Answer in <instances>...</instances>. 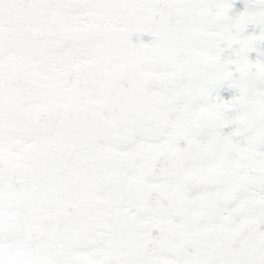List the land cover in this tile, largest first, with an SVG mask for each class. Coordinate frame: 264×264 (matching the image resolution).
Masks as SVG:
<instances>
[{"label":"snow or ice","instance_id":"obj_1","mask_svg":"<svg viewBox=\"0 0 264 264\" xmlns=\"http://www.w3.org/2000/svg\"><path fill=\"white\" fill-rule=\"evenodd\" d=\"M0 264H264V0H0Z\"/></svg>","mask_w":264,"mask_h":264},{"label":"flooded vegetation","instance_id":"obj_2","mask_svg":"<svg viewBox=\"0 0 264 264\" xmlns=\"http://www.w3.org/2000/svg\"><path fill=\"white\" fill-rule=\"evenodd\" d=\"M238 7H242V5H239V4H238Z\"/></svg>","mask_w":264,"mask_h":264}]
</instances>
